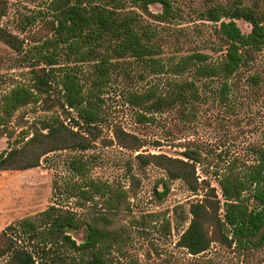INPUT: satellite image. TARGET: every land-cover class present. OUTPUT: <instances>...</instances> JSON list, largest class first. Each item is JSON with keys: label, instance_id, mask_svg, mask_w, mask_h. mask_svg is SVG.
Wrapping results in <instances>:
<instances>
[{"label": "trees", "instance_id": "16d2710c", "mask_svg": "<svg viewBox=\"0 0 264 264\" xmlns=\"http://www.w3.org/2000/svg\"><path fill=\"white\" fill-rule=\"evenodd\" d=\"M47 2L45 13L26 17L20 28L26 31L41 17L49 31L34 39L26 51L36 60L29 83L15 85L0 106V139L15 140L0 153V172L38 168L50 155L72 152L68 176L54 182L53 197L71 201L73 207L52 203L35 217L7 226L0 233V261L139 264L129 257L136 225L132 228L119 222L122 215L133 214L131 188L92 178V164L85 156L96 142L94 132L106 122L101 105L103 92L114 73L127 72L126 63H138L155 77H167L163 86L150 84L128 92L126 102L138 109V123L149 122L150 115L198 102L202 96L199 81L218 82L217 96L221 102H230L235 80L257 65L264 52V9L241 1L210 8L206 20L215 24L220 40L216 60L196 52L166 63L156 43L157 29L145 22L144 16L157 23H172L181 15L173 0ZM153 5H160L161 13L152 14ZM7 9L6 2L0 0V42L14 53H22L25 41L3 26ZM240 21L251 26L248 34L241 30ZM63 55L67 58L65 67L59 61ZM85 63L92 68L88 92L76 67ZM248 80L258 86L262 79L256 74ZM54 85L59 101L51 96ZM38 106H42L41 114L26 121L27 110L35 114ZM18 128L21 131L17 138ZM113 134L117 144L126 150L135 152L143 147L136 136L121 127L114 126ZM254 154L255 161L245 168L230 165L214 175V184L207 178L199 181L196 166L203 159L196 151L186 150V161L135 157L143 168L156 163L164 169L166 177L158 181L155 189L159 201L169 196L176 181H181L193 195L204 193L201 200L189 203L188 226L179 236L178 248L193 257L209 251L214 241L234 247L239 253L264 249V145ZM160 186L163 191H158ZM137 229L144 233L147 228L140 225ZM79 232H83L81 241L73 236Z\"/></svg>", "mask_w": 264, "mask_h": 264}, {"label": "rangeland", "instance_id": "374dc122", "mask_svg": "<svg viewBox=\"0 0 264 264\" xmlns=\"http://www.w3.org/2000/svg\"><path fill=\"white\" fill-rule=\"evenodd\" d=\"M3 1L8 7L3 26L25 43L22 53H14L0 42V106L4 96L15 85L29 83L30 70L36 60L27 56L26 51L33 45L34 39L43 37L49 31L48 24L41 17L26 31L20 29L26 17L47 11V0ZM237 1L264 9V0H173L175 7L180 9L181 15L177 20L161 24L145 15L144 21L157 29L156 43L161 47V57L166 63L196 52L208 54L215 61V49L220 40L215 24L206 20V13L216 5H233ZM161 11L160 5L150 8L155 15ZM239 26L245 34L251 30V26L243 21L239 22ZM66 59V56H61L62 67L67 65ZM76 67L88 92L91 64ZM125 68L127 72L119 70L114 73L103 92L101 105L106 122L94 132L96 142L85 156L92 164V178L131 188L133 214H124L119 218L120 223L132 228L136 225L132 229L134 238L129 257L138 260L139 264H264V249L239 253L234 247L214 241L209 251L193 257L178 248L179 236L188 226L189 203L201 200L204 193L193 195L181 181H176L169 196L159 201L155 189L158 181L166 177L164 169L156 163L143 168L135 160L138 155H143L186 161L183 153L189 149L196 151L203 159L196 166L200 182L205 178L212 182L214 175L221 174L230 165L243 169L253 163L254 151L264 145V52L259 55L257 65L235 80L236 88L229 95L230 102L220 101L217 96L218 82L199 81L202 96L198 102L150 115L151 120L146 123H138L139 111L127 104L126 96L128 92L150 84L163 86L167 77H155L138 63H126ZM256 74L262 79L258 86L248 80ZM51 96L54 101L60 99L55 85ZM35 110V114L27 110L26 121L31 122L33 117L39 116L42 106ZM114 126L136 136L143 147L135 152L120 147L114 138ZM20 131V128L16 131L17 138ZM14 141L1 138L0 153ZM72 156V152L57 153L50 155L38 168L0 172V233L12 223L35 217L52 203L73 207L71 201L53 197L54 182H62L68 176V162ZM132 176L136 177L135 180ZM158 191H163V188L160 186ZM140 225L147 228L144 233L137 229ZM212 235L215 240V235ZM73 236L81 241L83 232Z\"/></svg>", "mask_w": 264, "mask_h": 264}]
</instances>
